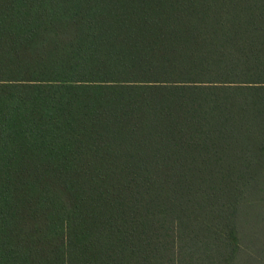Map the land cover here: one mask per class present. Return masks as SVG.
Wrapping results in <instances>:
<instances>
[{
	"label": "trees",
	"instance_id": "16d2710c",
	"mask_svg": "<svg viewBox=\"0 0 264 264\" xmlns=\"http://www.w3.org/2000/svg\"><path fill=\"white\" fill-rule=\"evenodd\" d=\"M0 264H264V0H0Z\"/></svg>",
	"mask_w": 264,
	"mask_h": 264
}]
</instances>
